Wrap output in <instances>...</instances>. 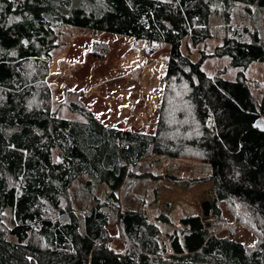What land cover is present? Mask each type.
Returning <instances> with one entry per match:
<instances>
[{
    "label": "trees",
    "instance_id": "obj_1",
    "mask_svg": "<svg viewBox=\"0 0 264 264\" xmlns=\"http://www.w3.org/2000/svg\"><path fill=\"white\" fill-rule=\"evenodd\" d=\"M253 7L264 17V0H0V264H170L156 238H142L143 211L120 206V193L141 179L136 171L151 155L208 164L207 178L167 180L211 182L212 213L222 218L220 204H227L235 222L264 242V97L245 75L264 63V23L228 25L236 9ZM216 8L226 24L220 31ZM62 27L168 46L153 133L104 123L84 90L64 89L63 108L53 109L46 78L65 47ZM219 37L214 53H206ZM186 40L203 48L197 61L184 52ZM107 54L97 41L87 53L95 60ZM209 57L229 59L235 73L230 78L225 68L209 76ZM103 184L111 191L107 203L91 207ZM111 208L119 210L120 247L108 230ZM6 210L12 228L3 226ZM235 245L232 230L171 262L248 264Z\"/></svg>",
    "mask_w": 264,
    "mask_h": 264
},
{
    "label": "rangeland",
    "instance_id": "obj_2",
    "mask_svg": "<svg viewBox=\"0 0 264 264\" xmlns=\"http://www.w3.org/2000/svg\"><path fill=\"white\" fill-rule=\"evenodd\" d=\"M213 10V25L220 31L225 24L221 18L222 9ZM263 23L264 17L254 7L251 12L236 9L228 21L232 28L257 25L261 29ZM60 30V43H65V47L52 57L46 78L53 109L63 108L66 100L64 89L84 90L87 105L104 123L136 132L153 133L165 87L168 46L151 45L129 37L74 27H62ZM94 41L106 44L108 54L104 59L95 60L87 55ZM220 42V37L211 40L206 53L212 55ZM201 49L193 48L189 40L183 43L184 52L193 61L199 59ZM225 68L231 78L229 59L209 57L203 66L211 77ZM245 75L259 97H264V63L252 65ZM55 159L58 160L57 152ZM136 173L141 179L138 178L133 185L130 180L120 193L121 210L143 211L142 238H156L170 264L172 257L194 255L202 251L213 237H228L232 230L235 246L246 255L248 264H264V242L241 223L235 222L229 206L220 204L222 218L216 217L210 210L209 203L215 197L211 182L188 185L167 180L168 176L185 181L207 178L211 175L208 164L151 155ZM12 185L19 188L18 183L12 181ZM110 192L106 185L98 186L91 207L98 203L106 204ZM110 213L108 230L111 241L120 247L124 239L119 237V210L111 208ZM2 217L3 226L12 228L10 210H6ZM218 256L217 252L212 253V260L216 261Z\"/></svg>",
    "mask_w": 264,
    "mask_h": 264
}]
</instances>
